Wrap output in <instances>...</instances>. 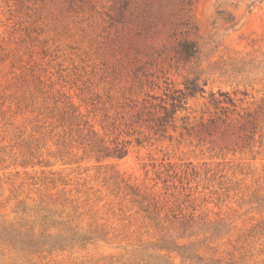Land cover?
I'll list each match as a JSON object with an SVG mask.
<instances>
[{
  "label": "rangeland",
  "instance_id": "obj_1",
  "mask_svg": "<svg viewBox=\"0 0 264 264\" xmlns=\"http://www.w3.org/2000/svg\"><path fill=\"white\" fill-rule=\"evenodd\" d=\"M195 76L157 130L151 105ZM163 240L264 264V0H0V264H190Z\"/></svg>",
  "mask_w": 264,
  "mask_h": 264
},
{
  "label": "trees",
  "instance_id": "obj_2",
  "mask_svg": "<svg viewBox=\"0 0 264 264\" xmlns=\"http://www.w3.org/2000/svg\"><path fill=\"white\" fill-rule=\"evenodd\" d=\"M224 22H230V27H233L237 24L236 21L234 22V18L231 17L224 18ZM177 53L185 62H189L198 58L199 48L195 42L184 40L178 44ZM167 91L165 93V99L161 98L158 104L151 105L152 107L156 106L159 109L158 114L152 119V121L154 122L156 129L162 132H165L169 125L175 127L174 124L177 112L186 110L185 105L187 103V100L189 98L195 97L199 93H203L204 86L203 84L199 83V78L195 76L193 78H186L183 82V88L173 89L168 94ZM220 95H222V93H220ZM152 98L155 99L157 98V96ZM168 100L169 102H167ZM212 100L214 104H219L223 102L233 105V99L229 97H227L226 100H219L215 98H212ZM186 118V116L180 117L183 122L186 121ZM95 145L97 147L96 151L100 154L101 157L121 158L127 153V150L123 146L115 145L113 148H109L107 146L99 144ZM136 195L139 196V194ZM139 198L140 202L146 203V205L144 206L145 210L149 211L151 209V213L153 215L155 214L154 217H156L159 211L157 210L158 213L156 212L157 208L155 202L150 200L146 196H139ZM176 215L177 214L174 213L172 214V217L176 218ZM189 220L191 219L189 218ZM185 228L186 227L184 224L183 229ZM1 233L6 240H9L11 243H13V245L18 247L19 249H37L40 248L41 245H47L50 248H53L57 246H65L66 243H73L75 241L72 237L67 238V236H63L62 234H56L52 240L41 242L30 238L29 235H27V238L21 237L19 236L20 234H17L16 230L11 227L4 228ZM159 248L166 249L168 251H175L182 258V260H189L190 264H201L202 258L194 252L192 244L178 245L172 240H163L162 243L159 245ZM147 264H170V262L168 261L166 256L153 255L150 256Z\"/></svg>",
  "mask_w": 264,
  "mask_h": 264
}]
</instances>
